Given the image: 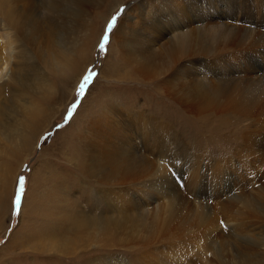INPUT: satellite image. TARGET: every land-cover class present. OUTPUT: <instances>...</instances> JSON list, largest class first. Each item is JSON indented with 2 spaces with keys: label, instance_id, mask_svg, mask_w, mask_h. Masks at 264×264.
<instances>
[{
  "label": "bare ground",
  "instance_id": "bare-ground-1",
  "mask_svg": "<svg viewBox=\"0 0 264 264\" xmlns=\"http://www.w3.org/2000/svg\"><path fill=\"white\" fill-rule=\"evenodd\" d=\"M7 1L0 3V14L31 45L41 42L52 48V41L54 45L58 41L56 30L59 36L64 28L71 36L68 25L80 23L87 41L74 56L69 58V48H61V56L40 53L53 72L65 75L71 70L72 82L78 83L89 64L88 47L95 46L105 22L102 15L98 26L96 19L88 22V8L105 4L114 10L127 0H73V16L62 13L65 0H17L27 5L23 11L15 0ZM122 18L113 44L120 48L124 67H130L122 70L108 64L112 71L104 78L108 82L122 75L120 80L140 83L134 87L142 92L133 97L127 92L129 99H118L120 103L110 92L103 95L105 103L91 120L89 141L85 147L77 146L70 161L105 192L101 202L88 199L86 209L74 202L71 206L89 231L103 237L95 248L106 254L84 251L95 238L72 242L57 236L61 227L57 229L56 223L33 238L39 241L30 246L33 253L73 264H132L131 259L133 264H264V0H135L124 8ZM28 61L24 69H29ZM24 69L12 75L21 92L34 87L46 92L44 78L23 73ZM142 93L147 107L134 102ZM31 146V140L21 143L20 153ZM256 183L261 185L248 194L246 188ZM240 186L242 192L234 195ZM228 195V202L212 204ZM101 203L106 204L103 211ZM38 207L35 201L32 210L37 212ZM219 210L232 228L222 229L220 219L212 217ZM92 211L98 214L91 215ZM246 216L253 219L249 228L258 233L254 239L241 234L248 231ZM49 232L51 239L55 238L51 235L60 239L43 245ZM23 234L24 242L13 243L12 248L29 245L32 231ZM241 235L246 242L240 241ZM158 246L165 250L161 253ZM231 246L236 253L229 252ZM187 248L190 253L196 249L189 256ZM119 249L132 255H120Z\"/></svg>",
  "mask_w": 264,
  "mask_h": 264
},
{
  "label": "rangeland",
  "instance_id": "rangeland-1",
  "mask_svg": "<svg viewBox=\"0 0 264 264\" xmlns=\"http://www.w3.org/2000/svg\"><path fill=\"white\" fill-rule=\"evenodd\" d=\"M16 1L17 0H15V5L18 10L23 11V9H26L27 5L24 2L19 3L17 1V3ZM36 1L39 2L42 0H35V2ZM134 2L135 0H127L122 5L116 6L114 10H112L111 7H106L105 4L98 8H88V12H90L89 17L91 16L90 19L87 17L89 20L88 22L92 19H96V22H98L96 26H98L103 20L98 19L100 15L103 17L105 16V22H102V27L97 36L98 39L95 46L88 47L90 49L89 53H87L90 57L89 64L82 73L78 83L72 82L71 70L65 75H60L61 72H53L43 62L42 58L40 59V53L42 51H46L45 54L48 55L54 51L61 56V48H69V58L74 56L76 50H78V46L87 41L86 36L79 28L80 23L78 24L76 22L77 20L73 21L75 25L72 22L73 25L70 24L67 27L69 29L71 28L69 32H73L75 35L71 34V36H69L64 28H60L59 31H63L62 33L59 32L58 36L56 35L58 34L56 33L58 30H56L54 37L55 40L57 39L58 41H55L56 45H54L52 41L51 48L45 47L46 45H43L41 42H38L36 45H31L27 40L25 41L22 38L23 35L20 33V37L17 36L16 32L8 26L6 20L0 14V50L1 60H3V62L0 63V66L3 68L2 73L0 71V264H73L68 259L59 258V260L53 256L42 258L43 256L46 257L48 254L40 257L33 253V248L31 247H36V245L39 244V241L33 240V238L36 235L39 236L43 231L46 232L50 227L55 226V223L57 229L61 227V229L57 230V236L60 237L61 235L67 237L72 242L84 240L86 238H95L93 239L92 245L84 251H93L92 254H98L95 256L106 254L103 253L101 249L95 248L100 245L99 240H102L103 237H100L97 231H89L86 225L79 221L77 213L71 206V203L74 202L75 204L77 203L79 207H84L86 209V205H88L86 201L88 199L94 202L97 200L101 202L103 199L101 195H104L105 192L79 173L75 167L74 160L72 162L70 161L72 160V153L77 146L79 148L85 147L87 141H89L90 137L88 131L93 130L91 123L93 119H97L102 106H104L103 103H105V101L103 102V95L110 92L111 97H114L112 100L120 103L121 100L129 99L126 98L127 92L131 94V97H133L132 93L136 95L137 92L139 94L142 92L137 91L136 87H134V85L140 87V83L131 82V80H120L123 78L121 77L122 75L119 74H116L115 77L113 76V80L111 79L108 82L105 80L106 75L108 76V73L112 71H109L108 64L114 63L122 70L130 67H124L125 64L120 61L121 59L119 57L120 48L113 43H115L114 37L117 34L116 32L121 26L124 8L133 5ZM0 3L7 4L8 1L0 0ZM65 3L62 4L61 7L62 13L71 16L75 15L76 13L74 11H76V5L73 3V0H69L68 2L65 0ZM41 11L44 12L45 10L41 9ZM96 15L97 18H95ZM113 17L116 18L115 24L111 30H108V24L112 22ZM85 31H87V29ZM105 34H107L108 40L104 44L103 50H101L100 44L104 42L103 37ZM10 41L14 44H10ZM43 47H45V50L42 49ZM83 48L85 47L83 46ZM27 59L29 60L28 63L30 66L29 69H24L27 64ZM78 63L79 61L76 58L75 66H77ZM31 65H34L36 68H32ZM22 67L25 70L23 73L26 72L28 75H30V73H37L38 77L44 78L46 84L49 86L47 87V91L45 92L42 87L38 89L34 87L31 90H24L25 93L23 91L21 92V88L12 82V75L20 72ZM80 70L81 68L79 71ZM79 71L74 75L77 76ZM86 75H91L92 79L85 87L84 94L80 95L79 87L83 83ZM146 88L147 87H142L143 90H146ZM70 93L71 96L69 95ZM43 97L45 98L42 99ZM95 98L98 99L97 103H95V101L92 102ZM135 98L137 99L134 101L135 103L147 107L144 100L147 99V97L144 93H142L140 98H137V96H135ZM118 99H120V102ZM82 103H85L83 107H81ZM73 105H75L74 109ZM60 109L61 112L56 114L55 112ZM37 111L40 112L35 114ZM93 112H95L97 116L92 114ZM6 126L11 127H7V130ZM68 134L69 137L67 136ZM27 136H29L30 139H28ZM33 137H36L34 141L32 140ZM27 140H31L33 146H31L30 151L25 153L22 152L21 154L19 146L21 143L24 144ZM81 144L82 146H79ZM221 152L224 154L228 153L225 150H221ZM65 153H67V156H65ZM254 155L256 159H258V154ZM68 156L69 159L67 158ZM261 157H263V155H261ZM252 166L254 169L256 168L254 164ZM20 177L24 178V191L21 194L20 206L17 208L15 205V198L19 189ZM259 185L261 184L256 183L255 185L248 186L246 188L248 189V194L256 191ZM189 187L192 189V184L189 185ZM239 189L240 190L234 192V195L240 194L242 192L241 189L243 190V186H240ZM227 197L229 198V195L224 198L214 199V203L212 204L214 206L219 203L224 204L228 202ZM35 201L39 204L37 212L32 210ZM105 207L106 204L101 203L99 208L104 210ZM155 207L156 205L151 207V209H155ZM94 208L95 210L99 209L98 207ZM101 210L100 212L103 211ZM94 212L96 215L98 214L96 211H92L90 214L93 215ZM211 214L213 218L218 217L220 219L219 221L223 224L220 223L222 229H226L224 226L232 228L227 220L223 218L220 210L217 211V213ZM220 216L222 218H220ZM247 218L248 216L245 218L247 223L245 225H248V231H244L241 234L245 236L247 233L246 235L254 239L252 236L258 235V233L253 232V228H249L250 223H253V219L251 221V219H249L250 217L248 220ZM63 219L65 220L62 225L57 223V221L61 222ZM230 221L231 224L233 223L232 225H235L234 220ZM262 225H264V222ZM30 231H32V238H30L31 242H28L29 245H26L27 247L25 249L20 247L12 248L10 246L15 243H23L24 239L20 236H24L25 234L23 233ZM56 235L51 236H55L56 238ZM242 235L240 236V241L246 242L247 240H243ZM55 238L51 239L50 232L49 236L47 233L46 239L50 240H43V245L48 244L50 241L55 243L56 240L60 239ZM222 239L223 237L219 240ZM226 241L230 242L228 239ZM180 246V248L183 249L184 246ZM219 247L220 246H218V248ZM158 248L161 253L165 250V248L161 246H158ZM26 249H28V251H26ZM195 249L190 253L187 248L188 254H193ZM230 249L228 250L232 254L237 252L235 247L231 246ZM124 250L125 249H119L116 251L118 254L129 258L132 254L129 253V251L124 253ZM178 250L177 253H180ZM184 250H186V247H184ZM232 254L229 255L228 253L227 259H230ZM133 260L134 259L127 261L133 264ZM196 264H199V261H196Z\"/></svg>",
  "mask_w": 264,
  "mask_h": 264
},
{
  "label": "snow or ice",
  "instance_id": "snow-or-ice-1",
  "mask_svg": "<svg viewBox=\"0 0 264 264\" xmlns=\"http://www.w3.org/2000/svg\"><path fill=\"white\" fill-rule=\"evenodd\" d=\"M115 19L116 18L113 17L112 22L108 24V30H111V28L115 24ZM107 40H108V36H107V34H105V36L103 37V41L104 42H102L100 44L101 50H103L104 44L107 42ZM91 79H92V76L91 75H86L84 77L83 83L79 87V94L80 95H83L84 94V89L88 85V83L91 81ZM74 108H75V105H73V109ZM23 191H24V178L23 177H20V180H19V189H18L16 198H15V205H16L17 208H19V206H20L21 194L23 193Z\"/></svg>",
  "mask_w": 264,
  "mask_h": 264
}]
</instances>
